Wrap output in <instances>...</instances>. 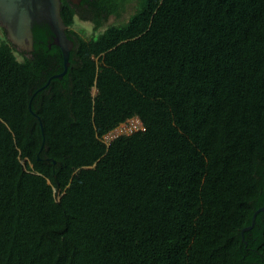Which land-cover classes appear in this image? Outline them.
I'll list each match as a JSON object with an SVG mask.
<instances>
[{
	"label": "trees",
	"instance_id": "obj_1",
	"mask_svg": "<svg viewBox=\"0 0 264 264\" xmlns=\"http://www.w3.org/2000/svg\"><path fill=\"white\" fill-rule=\"evenodd\" d=\"M61 13L62 79L48 25L30 54L0 37V264H264V212L242 236L264 207V0Z\"/></svg>",
	"mask_w": 264,
	"mask_h": 264
},
{
	"label": "water",
	"instance_id": "obj_2",
	"mask_svg": "<svg viewBox=\"0 0 264 264\" xmlns=\"http://www.w3.org/2000/svg\"><path fill=\"white\" fill-rule=\"evenodd\" d=\"M62 5V0H0V24L6 30L8 40L18 50L28 53L34 50L33 29L36 24L45 23L51 28L54 44L59 46L63 53L64 71L55 76L60 79L68 72L71 52L75 46L67 36V26L61 13ZM31 105L32 101L30 109ZM261 212H264V207L255 212L251 226L243 229V240L244 234L255 227L256 218Z\"/></svg>",
	"mask_w": 264,
	"mask_h": 264
},
{
	"label": "rangeland",
	"instance_id": "obj_3",
	"mask_svg": "<svg viewBox=\"0 0 264 264\" xmlns=\"http://www.w3.org/2000/svg\"><path fill=\"white\" fill-rule=\"evenodd\" d=\"M135 12V3H132V5H129L127 12L123 15L121 18H117L115 16L109 17L102 27V29L99 32L94 31V25L90 20H82L79 17L75 19V23L71 29H73L75 32H77L79 35H81L84 39H90L93 36L98 35L100 32L105 31L108 27L113 25H121L126 23L129 18L134 14ZM0 37L2 39L5 38V34L3 32V29L0 28ZM20 51V50H19ZM18 58L21 60L22 56L17 53ZM96 93V90L94 89V94ZM141 127V124L137 121H134L133 123H125L119 127V135H129L136 131H138ZM117 130V129H116ZM112 133V132H111Z\"/></svg>",
	"mask_w": 264,
	"mask_h": 264
},
{
	"label": "built area",
	"instance_id": "obj_4",
	"mask_svg": "<svg viewBox=\"0 0 264 264\" xmlns=\"http://www.w3.org/2000/svg\"><path fill=\"white\" fill-rule=\"evenodd\" d=\"M134 121H137L138 123L141 124V127L138 131H141V130H144L145 128L143 127L141 121L138 119V118H135V119H131V120H128L126 123H133ZM125 124V123H124ZM123 125V124H122ZM119 128L115 131H113L111 134L107 135L104 137V142L109 145L115 138H117L118 136H121L119 135ZM137 132V131H136ZM130 135V134H129Z\"/></svg>",
	"mask_w": 264,
	"mask_h": 264
},
{
	"label": "flooded vegetation",
	"instance_id": "obj_5",
	"mask_svg": "<svg viewBox=\"0 0 264 264\" xmlns=\"http://www.w3.org/2000/svg\"><path fill=\"white\" fill-rule=\"evenodd\" d=\"M67 1L72 3L74 6H81L82 2H83V0H67ZM62 2H63V0H62ZM36 25H47V24L44 23V24H36ZM0 28L3 29V32L6 34V30L4 29V27L1 24H0ZM6 36H7V34H6ZM25 53H28V52H25ZM30 53L31 52H29L28 54H30Z\"/></svg>",
	"mask_w": 264,
	"mask_h": 264
},
{
	"label": "bare ground",
	"instance_id": "obj_6",
	"mask_svg": "<svg viewBox=\"0 0 264 264\" xmlns=\"http://www.w3.org/2000/svg\"><path fill=\"white\" fill-rule=\"evenodd\" d=\"M62 4H63V2H62ZM22 52H24V51H22ZM111 134V133H110ZM109 135V134H108Z\"/></svg>",
	"mask_w": 264,
	"mask_h": 264
}]
</instances>
